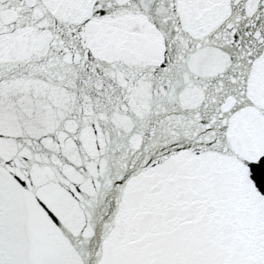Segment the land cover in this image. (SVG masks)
<instances>
[{"label":"snow or ice","instance_id":"6c2138e0","mask_svg":"<svg viewBox=\"0 0 264 264\" xmlns=\"http://www.w3.org/2000/svg\"><path fill=\"white\" fill-rule=\"evenodd\" d=\"M0 264H264V0H0Z\"/></svg>","mask_w":264,"mask_h":264}]
</instances>
